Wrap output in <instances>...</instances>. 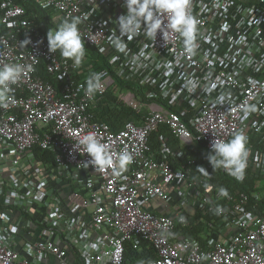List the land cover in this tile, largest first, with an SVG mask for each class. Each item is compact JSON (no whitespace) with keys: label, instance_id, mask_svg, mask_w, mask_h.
Here are the masks:
<instances>
[{"label":"built area","instance_id":"built-area-1","mask_svg":"<svg viewBox=\"0 0 264 264\" xmlns=\"http://www.w3.org/2000/svg\"><path fill=\"white\" fill-rule=\"evenodd\" d=\"M37 2L54 12L57 27L80 17L85 44L98 47L111 69L86 56L73 67L49 50L22 5L0 0V67H25L10 103L0 105V264H129L125 243L137 247L141 240L157 257L133 264H264V0H189L198 22L194 54L167 29L166 41L160 31H142L125 36L124 50H117L111 34L120 35L125 0ZM42 65L59 86L40 74ZM92 73L103 74V87L89 97ZM117 78L153 89L142 100ZM110 91L137 114L118 129L96 114ZM178 105L180 111L171 109ZM162 125L181 145L164 141L152 149L150 138ZM89 132L108 144L114 161L124 151L132 156L126 171L96 170L75 146ZM238 132L247 137L245 170L258 176L251 193L224 195L177 165L185 145L201 141L212 151L214 139ZM39 148L54 159L38 158ZM155 201L161 211L146 207ZM211 203L220 220L202 234L205 241L180 236L198 207ZM258 206L260 213L252 209Z\"/></svg>","mask_w":264,"mask_h":264},{"label":"clouds","instance_id":"clouds-1","mask_svg":"<svg viewBox=\"0 0 264 264\" xmlns=\"http://www.w3.org/2000/svg\"><path fill=\"white\" fill-rule=\"evenodd\" d=\"M125 7L127 12L119 16L117 20L120 35L111 34V42L117 50H124L125 36L131 40L141 35L142 31L146 37H156L160 31L166 41L167 29L178 32L184 38L186 52L194 54L198 22L188 11L189 0H125ZM165 16L167 17L166 23L163 19ZM80 24V17H72L65 19L56 30L50 29L47 33L49 50L51 52L59 51L62 57L72 60L73 67H79L86 54ZM24 74L25 67L21 64L11 63L0 67V105L7 106L10 103L8 94L11 91V86L17 84ZM102 75V73H92L88 77L86 94L89 97L102 90ZM224 99V96L221 95L220 103H223ZM246 115L247 110H245ZM75 146L82 153L86 152L90 155L91 164L99 171L112 168L113 173L119 175L126 171L132 162V156L127 151L121 152L114 161L108 144L101 142L94 132L81 136ZM247 156V137L243 132H238L227 141L214 139L212 153L208 156V160L214 171L223 168L237 180H243ZM197 170L205 176L210 175L203 166H198ZM220 191L227 195L226 189L221 188ZM216 211H220L219 207Z\"/></svg>","mask_w":264,"mask_h":264},{"label":"trees","instance_id":"trees-1","mask_svg":"<svg viewBox=\"0 0 264 264\" xmlns=\"http://www.w3.org/2000/svg\"><path fill=\"white\" fill-rule=\"evenodd\" d=\"M16 4H20L25 8L26 17L30 18L35 25L37 32L43 33L47 38V33L50 29L56 30L58 27L53 22L54 12L49 8L42 7L37 0H11ZM85 56L93 61L96 68L108 67L111 69V64L108 59L101 53L100 49L95 46L85 44ZM59 52V51H58ZM60 54V53H59ZM101 65V66H100ZM40 74H42L47 80L54 81L52 76L47 72L44 65L39 68ZM119 85H125L134 91L137 97L142 100H147V93L149 90L153 89V86L149 84H144L140 80L134 79L133 81H123L120 78L116 79ZM55 85L59 86V83L54 81ZM106 101L99 106L96 110L97 118L110 124L114 129H118L122 126L123 122L136 117V112L125 105L118 104L116 102V97L113 92L110 91L106 95ZM157 101H162V98H154ZM166 102V100H164ZM181 105L171 107L175 111L181 110ZM167 141L168 144H180L181 141L178 137L171 133L170 129L166 125H162L157 131H155L151 138L150 144L153 150L160 149L162 143ZM184 157L181 162L177 164L187 165L191 169V179L197 181L199 184L201 182L206 184L214 185V187H222L231 192H241L245 191L251 193L256 189V182L258 176H256L252 171L245 170L243 180H237L235 177L230 175L228 171L223 168L214 171L213 166L209 163L208 156L212 153L211 150L206 148L205 143L201 141H196L192 144H187L183 147ZM36 154L38 158H49L54 159V154L52 152L36 149ZM198 166L205 167L210 175L205 176L197 170ZM261 196L264 198V189L261 190ZM254 199L251 198V202ZM264 200V199H263ZM213 203L209 206L198 207L194 214L190 217V223L187 227H184L179 231V235L186 238H198L204 242V234L207 229L210 231L214 230L217 226L216 223L219 222V218L210 209ZM0 206H4L0 203ZM249 207H252L249 204ZM255 212H262V206L257 208H252ZM215 221V222H214ZM157 257L156 250L150 245L149 241L141 240L140 244L135 247L133 242L125 243V261L129 264L138 262H147L151 259Z\"/></svg>","mask_w":264,"mask_h":264},{"label":"crops","instance_id":"crops-1","mask_svg":"<svg viewBox=\"0 0 264 264\" xmlns=\"http://www.w3.org/2000/svg\"><path fill=\"white\" fill-rule=\"evenodd\" d=\"M173 202H176V199ZM158 205H159L158 202L155 201V203L148 205V207H151L156 211H161V206Z\"/></svg>","mask_w":264,"mask_h":264},{"label":"rangeland","instance_id":"rangeland-1","mask_svg":"<svg viewBox=\"0 0 264 264\" xmlns=\"http://www.w3.org/2000/svg\"><path fill=\"white\" fill-rule=\"evenodd\" d=\"M146 207H148V206H146ZM149 208H151V207H149ZM165 208H166V207H164L163 210H164Z\"/></svg>","mask_w":264,"mask_h":264}]
</instances>
